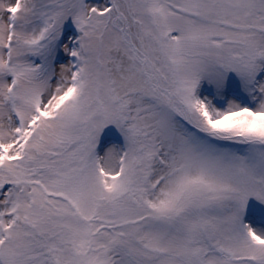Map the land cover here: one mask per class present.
<instances>
[{
    "label": "snow or ice",
    "instance_id": "1",
    "mask_svg": "<svg viewBox=\"0 0 264 264\" xmlns=\"http://www.w3.org/2000/svg\"><path fill=\"white\" fill-rule=\"evenodd\" d=\"M257 214L264 0H0V264H264Z\"/></svg>",
    "mask_w": 264,
    "mask_h": 264
},
{
    "label": "rangeland",
    "instance_id": "2",
    "mask_svg": "<svg viewBox=\"0 0 264 264\" xmlns=\"http://www.w3.org/2000/svg\"><path fill=\"white\" fill-rule=\"evenodd\" d=\"M228 147L232 148L233 150H237V151H242L244 149V146H242V145H231L230 144V145H228ZM262 218H264V217H261L260 214H257V217H256L257 222H259Z\"/></svg>",
    "mask_w": 264,
    "mask_h": 264
}]
</instances>
